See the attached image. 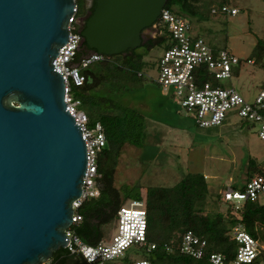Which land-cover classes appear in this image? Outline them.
<instances>
[{
	"label": "water",
	"instance_id": "water-1",
	"mask_svg": "<svg viewBox=\"0 0 264 264\" xmlns=\"http://www.w3.org/2000/svg\"><path fill=\"white\" fill-rule=\"evenodd\" d=\"M95 1L81 46L108 57L140 48L168 2ZM76 8L0 0V264H46L70 243L88 156L54 62Z\"/></svg>",
	"mask_w": 264,
	"mask_h": 264
},
{
	"label": "trees",
	"instance_id": "trees-1",
	"mask_svg": "<svg viewBox=\"0 0 264 264\" xmlns=\"http://www.w3.org/2000/svg\"><path fill=\"white\" fill-rule=\"evenodd\" d=\"M76 2L78 24L74 26L73 31L82 34L97 8V2L94 1L91 7L87 0H76ZM215 4L220 8L229 6L230 2L228 0H168L166 9L178 16L204 22L212 15H219L212 13ZM82 19L84 20L81 21ZM157 30V36L145 42L140 48L121 55L105 56L103 61L90 66L85 70L86 84L74 89L75 99L81 101L82 109L88 115L90 124H102L107 145L98 156L100 197L84 202L77 212L83 220L72 230L90 246L110 241L118 227L122 206L132 201L145 200L147 244L148 247L155 246V249L150 251L148 247L144 248L147 250V260L152 264H211L209 256L213 253L234 257L238 244L233 237V230L238 225H242L245 231L260 243L264 242V199L248 201L237 208L234 204L226 202L222 193L216 198L217 202L226 204V211L209 213L205 209L209 185L206 177L201 173L184 175L176 185L170 187L135 185L123 186L119 189L116 186V174L124 147L131 145L144 149L148 142L147 116L123 100L130 93L144 87L145 72L153 68L146 61L145 51L163 44L167 50L172 45L167 28L160 22L157 24ZM90 53L91 49L84 44L79 55ZM248 61L264 66V39L258 42ZM209 81L212 79L204 77V82ZM147 155L149 159L155 156ZM255 176L264 177V165L250 159L247 179ZM232 186L236 189H244L245 185ZM189 232L208 243L207 256L202 260L180 252L183 237ZM169 249L174 251L169 252ZM50 263L83 264V261L80 255H73L68 250L62 249L54 254Z\"/></svg>",
	"mask_w": 264,
	"mask_h": 264
},
{
	"label": "built area",
	"instance_id": "built-area-1",
	"mask_svg": "<svg viewBox=\"0 0 264 264\" xmlns=\"http://www.w3.org/2000/svg\"><path fill=\"white\" fill-rule=\"evenodd\" d=\"M77 13L78 6L69 23V40L60 49L54 62L56 73L64 80L66 109L81 130L88 156L83 194L74 203L73 224L66 232L70 240L66 250L70 254L80 255L87 264H152L147 259L133 262L127 258V252L132 248L148 247L145 200L132 201L122 206L118 227L110 241L90 246L72 230L83 220L77 212L84 202L100 197L98 156L107 145L102 124L91 125L81 101L74 96V89L86 84L85 70L103 61L105 57L97 52L79 55L83 37L81 33L73 31L78 24ZM212 13L236 16L239 10L223 6L213 8ZM159 22L167 28L172 39L171 47L159 62L158 84L163 92L175 99L200 128L221 127L229 117H236L259 125V136L264 141V85L254 103L247 102L235 89L218 85L233 77L241 60L227 50L214 49L201 37L193 36L191 19L186 16H178L165 8L157 24ZM206 76L212 81L204 82ZM244 185V189L227 186L223 191L224 200L239 208L248 201H256L264 196L263 176H255ZM233 237L238 244L234 257L213 253L209 256L211 264H264V247L242 225L234 228ZM207 246L206 240L189 232L183 237L180 252L202 260L207 256ZM153 249L155 246L148 247V251ZM173 251L169 249V252Z\"/></svg>",
	"mask_w": 264,
	"mask_h": 264
},
{
	"label": "rangeland",
	"instance_id": "rangeland-1",
	"mask_svg": "<svg viewBox=\"0 0 264 264\" xmlns=\"http://www.w3.org/2000/svg\"><path fill=\"white\" fill-rule=\"evenodd\" d=\"M228 2L230 7L239 10L238 15H212L204 22L191 20V33L241 60L233 77L219 84L235 89L247 102L254 103L264 85V66L248 60L258 42L264 39V0ZM145 52L146 61L153 68L145 72L144 87L130 93L123 101L147 116L148 142L144 149L131 145L124 147L116 174L117 188L135 185L170 187L184 175L201 173L209 185L206 211L225 212L227 206L217 202V195L222 194L226 186L245 184L250 159L264 165L260 127L229 117L221 127L200 128L158 85L159 62L166 52L165 44ZM147 154L155 156L149 159ZM263 199L264 196L261 201ZM261 245L264 247V242ZM146 257L147 250L142 248L127 252V258L133 262Z\"/></svg>",
	"mask_w": 264,
	"mask_h": 264
},
{
	"label": "flooded vegetation",
	"instance_id": "flooded-vegetation-1",
	"mask_svg": "<svg viewBox=\"0 0 264 264\" xmlns=\"http://www.w3.org/2000/svg\"><path fill=\"white\" fill-rule=\"evenodd\" d=\"M87 1H88V2L90 1V2H89V7H91V6L93 5V2H94L95 0H87ZM83 20H84V19H82L81 21H83ZM157 32H158V30H157V25H156V27H154V28H151V29L146 30V31L144 32V34H145V37H144L145 42L154 39V38H155V37H154V34L156 33L155 36H157ZM91 53H95V52L91 50Z\"/></svg>",
	"mask_w": 264,
	"mask_h": 264
}]
</instances>
